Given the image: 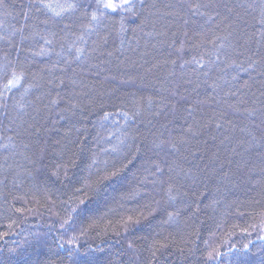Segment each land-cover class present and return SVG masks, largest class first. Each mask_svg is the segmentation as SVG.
<instances>
[{
  "label": "trees",
  "instance_id": "16d2710c",
  "mask_svg": "<svg viewBox=\"0 0 264 264\" xmlns=\"http://www.w3.org/2000/svg\"><path fill=\"white\" fill-rule=\"evenodd\" d=\"M108 2L0 0V264H264V0Z\"/></svg>",
  "mask_w": 264,
  "mask_h": 264
},
{
  "label": "snow or ice",
  "instance_id": "6c2138e0",
  "mask_svg": "<svg viewBox=\"0 0 264 264\" xmlns=\"http://www.w3.org/2000/svg\"><path fill=\"white\" fill-rule=\"evenodd\" d=\"M124 4H130V0H123V3L121 5H116L114 3L111 2V0H109V2L105 5L106 8H111V9H116L117 7H123ZM48 7H51V5H48ZM75 5L74 4H69L67 6L68 9H72L74 8ZM67 10V9H65ZM57 15H59L60 13H56ZM11 83V81H10ZM113 175H115V173H113Z\"/></svg>",
  "mask_w": 264,
  "mask_h": 264
}]
</instances>
